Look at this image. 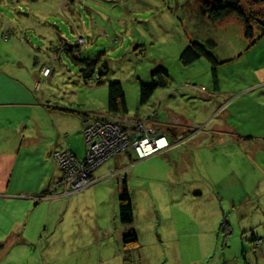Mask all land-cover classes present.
I'll return each mask as SVG.
<instances>
[{
    "label": "rangeland",
    "instance_id": "rangeland-1",
    "mask_svg": "<svg viewBox=\"0 0 264 264\" xmlns=\"http://www.w3.org/2000/svg\"><path fill=\"white\" fill-rule=\"evenodd\" d=\"M206 4L213 7L220 3L0 0V71L16 72L20 76L15 79L45 104L75 113L65 118L63 129L71 131L61 133L59 147L73 143L78 149L76 158L85 159V133L90 124L112 119L107 110L108 85L117 80L125 90L129 107L126 117H137L121 125V132L128 131L133 142L147 138L166 145L137 160L139 152L131 140H126L123 153L131 155L133 165L121 171L123 176L111 171L112 178L99 183L94 178L99 169L123 154L118 152L102 160L92 173L85 170V181L72 190L59 182L72 171L67 156L74 153L68 147L53 151L60 177L54 188L37 197L32 209L25 212L22 228L16 219L4 227L18 229L0 239V264H264V168L261 158L255 157L257 152L264 154L257 146L264 143V85L257 79L264 71V28L260 27L262 20L260 24L252 22V46L240 18L213 22L202 12ZM248 4L250 10V2L244 0L237 6L247 13ZM192 42L206 46L219 64L214 66L201 58L184 65L183 52ZM68 48L77 52L75 57L80 53L82 59L102 56L110 69L106 85L84 81ZM156 70L168 74L169 87L157 89L151 102L140 106V84H151ZM218 84L227 92H245L237 94L243 101L231 108L236 136L240 137L235 143L230 142V132L211 131L215 122L203 125L199 121V115L215 105L219 96L214 101L215 96L210 100L202 95ZM181 87L191 89V93L184 95ZM157 120L169 127L183 125L184 131L171 140L170 131L157 130ZM42 124L37 119L35 129ZM200 134L211 136L212 150L204 146L195 170L183 176L178 185L165 177L160 179L155 172L151 176L158 189H143L141 198L129 188L135 223L122 226L121 182L132 176V171L155 167L168 170L167 160L160 154ZM215 136L218 141L214 143ZM242 137L255 139L246 142ZM45 197L59 200L37 204ZM132 228L137 230L139 245L128 250L124 237Z\"/></svg>",
    "mask_w": 264,
    "mask_h": 264
},
{
    "label": "crops",
    "instance_id": "crops-1",
    "mask_svg": "<svg viewBox=\"0 0 264 264\" xmlns=\"http://www.w3.org/2000/svg\"><path fill=\"white\" fill-rule=\"evenodd\" d=\"M62 60L64 61L65 59L62 57ZM19 76L14 71H10L8 74L0 71V239H3L7 234H11L7 233L8 231L13 232L18 229L4 228L9 224H13L14 219H16L19 228H22L23 225L21 223L25 212L32 209L37 197H42L54 188L60 177V170L53 161L52 152L56 149L63 150L68 147L78 158V149L73 146V143L59 147L61 133L65 131L63 134H70L71 131L63 129V126L67 123L65 118L75 116L74 111L72 110L73 113L68 110L64 112L65 108L57 105L50 106L49 102L45 104L43 98L40 100L35 96L33 90L26 87L23 82L21 83L15 79H19ZM258 80L264 85V71H260ZM181 88L184 95H188L187 91L189 94L191 93V89ZM247 92L249 93V90ZM192 93L194 94L193 91ZM238 93L245 92L236 90L227 92V90H223L219 86L212 92H208L207 95L203 94L202 97L204 99L213 100V96H215L214 101L217 95L219 96L215 105L208 106L207 110L202 115H199V121L203 125L205 122H208L209 125L213 122L216 123L211 131H222V134L223 131L230 132L232 135H228L232 137L228 138L231 143L239 141L240 138L236 136V124L232 123L231 119V108L243 101V99L237 97ZM222 96L224 99H222ZM163 101L160 102L161 105ZM8 104L12 106H8ZM126 116H111L112 119L107 120L124 126L128 125L131 120L137 119V117L127 118ZM37 119L42 120L45 124L37 126L35 129L34 124ZM46 123H50L52 126H48ZM157 126L156 128L159 131H163V129L170 131L171 140L184 131L181 127L183 125L178 127L171 125L172 127H169V124L158 122ZM199 136L201 137H195L191 141L173 146L169 153L160 154L167 160L168 170L155 167L137 172L132 171L130 173L132 176L126 177L129 188L138 192L137 195L141 198L144 195L143 189L146 191L150 190V187L158 189L157 184L154 182V177L151 176L155 172L161 175L160 179L165 177L164 179L168 180L172 185H178L183 176L195 170L197 166L196 158L200 156L204 146L207 145L210 150L213 148V145L210 144L211 140H209L211 136L202 134ZM217 136H220L219 133ZM248 139L251 141L255 138L242 137V141L248 142ZM174 141L176 142L177 140ZM216 141H218V138L215 136L213 142L215 143ZM249 146L252 148L254 144L250 143ZM257 146L264 149V143H260ZM227 148L231 151V147L227 145ZM255 157L256 159L261 158L264 168V154L260 156V152H257ZM39 163L41 164V169L38 166ZM132 165L131 155L123 153L119 155V158L113 159V161L99 169L94 177L95 182L99 183L107 178H112L111 171H115L121 177L125 174L121 171L129 170ZM26 198H30V200ZM46 200L59 199L45 197L43 200H39L37 204ZM14 213H18L15 218Z\"/></svg>",
    "mask_w": 264,
    "mask_h": 264
},
{
    "label": "trees",
    "instance_id": "trees-1",
    "mask_svg": "<svg viewBox=\"0 0 264 264\" xmlns=\"http://www.w3.org/2000/svg\"><path fill=\"white\" fill-rule=\"evenodd\" d=\"M247 3L250 2L251 11L248 12L242 7L229 5L225 2L217 4L216 6L204 5L202 12L205 16H208L213 22H220L227 18L237 16L243 21L245 27V37L254 45V35L253 29L251 27L252 22L259 23L261 21V26L263 27L264 22V0H244ZM250 12V14H249ZM248 14V15H247ZM260 24V23H259ZM211 44H215L212 40ZM69 46V45H68ZM69 49V48H68ZM67 51L70 54L75 63L77 62L80 67V71L84 75V81L90 82L95 81L97 85H106L105 77L109 72V66L107 61L98 56L96 58H86L82 59L80 53L78 57H75L77 52H74L71 48ZM201 58H207L214 66H217L219 62L216 58L210 54L206 46L198 42H192L190 46L183 52L181 61L184 65L190 66L195 62L199 61ZM215 70V69H214ZM259 71V70H258ZM98 72V76H97ZM215 78L217 81L216 74ZM96 77V78H95ZM168 74L161 70H156L153 73V82L151 84H140V98L139 105H147L152 99L155 91L159 88H168ZM259 77V76H258ZM257 78V77H256ZM258 79V78H257ZM219 87V84L216 86ZM108 105L107 110L113 116L124 117L129 114V107L126 99V95L123 89V85L120 81L111 82L108 85ZM109 121V120H108ZM76 157V156H75ZM227 220V219H226ZM119 221L126 228V226H134V203L131 197V192L129 191V186L127 180L122 181L119 188ZM125 246L128 250L135 249L131 247H137L139 245L137 230L133 229L125 233ZM130 246V247H129Z\"/></svg>",
    "mask_w": 264,
    "mask_h": 264
},
{
    "label": "built area",
    "instance_id": "built-area-1",
    "mask_svg": "<svg viewBox=\"0 0 264 264\" xmlns=\"http://www.w3.org/2000/svg\"><path fill=\"white\" fill-rule=\"evenodd\" d=\"M98 124L100 125L98 126ZM88 128L85 133L88 146L86 157L83 159L84 161L77 159L74 155L67 156L71 162L70 167L72 168V171L69 174L66 172L65 178H62L63 180L62 182H59V184L68 190H72L73 186L78 188V186L83 184L85 180L83 179L84 176H82V174L85 170H88L90 173L97 168L102 160H105L118 152L123 153L125 151L124 144L126 140L128 142L131 140L132 144L134 143L136 150L139 152L137 157H135L137 160L140 158L144 159L158 151L160 148L166 146L161 143H155L147 138H140L133 142V138L130 137L131 134L128 133V131L127 134H123L121 132V130H124L122 126L111 121L100 120L99 123H91ZM113 130H115V132ZM139 131H142V129ZM89 173L86 172V177H89ZM91 175L92 174H90V176Z\"/></svg>",
    "mask_w": 264,
    "mask_h": 264
},
{
    "label": "water",
    "instance_id": "water-1",
    "mask_svg": "<svg viewBox=\"0 0 264 264\" xmlns=\"http://www.w3.org/2000/svg\"><path fill=\"white\" fill-rule=\"evenodd\" d=\"M214 1L219 2V3L225 2L229 5H234V6H237L238 2H239V0H237V1H234V0H214Z\"/></svg>",
    "mask_w": 264,
    "mask_h": 264
}]
</instances>
